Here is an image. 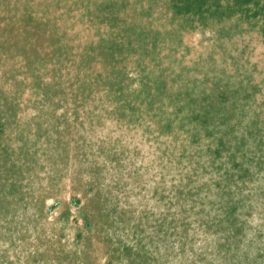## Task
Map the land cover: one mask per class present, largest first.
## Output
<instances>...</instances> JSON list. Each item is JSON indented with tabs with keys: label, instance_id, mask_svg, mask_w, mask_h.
Masks as SVG:
<instances>
[{
	"label": "rangeland",
	"instance_id": "374dc122",
	"mask_svg": "<svg viewBox=\"0 0 264 264\" xmlns=\"http://www.w3.org/2000/svg\"><path fill=\"white\" fill-rule=\"evenodd\" d=\"M0 264H264V0H0Z\"/></svg>",
	"mask_w": 264,
	"mask_h": 264
}]
</instances>
